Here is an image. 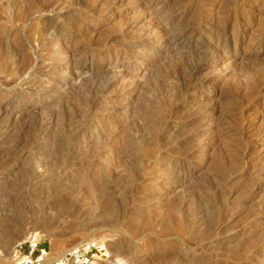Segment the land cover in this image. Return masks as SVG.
I'll return each instance as SVG.
<instances>
[{"label": "rangeland", "instance_id": "374dc122", "mask_svg": "<svg viewBox=\"0 0 264 264\" xmlns=\"http://www.w3.org/2000/svg\"><path fill=\"white\" fill-rule=\"evenodd\" d=\"M106 1L0 0V264H264V0Z\"/></svg>", "mask_w": 264, "mask_h": 264}, {"label": "built area", "instance_id": "2783aa9c", "mask_svg": "<svg viewBox=\"0 0 264 264\" xmlns=\"http://www.w3.org/2000/svg\"><path fill=\"white\" fill-rule=\"evenodd\" d=\"M50 253V241L28 238L13 247L10 264H107L110 257L108 243L101 239H89L79 243L56 259L49 260Z\"/></svg>", "mask_w": 264, "mask_h": 264}, {"label": "bare ground", "instance_id": "6f19581e", "mask_svg": "<svg viewBox=\"0 0 264 264\" xmlns=\"http://www.w3.org/2000/svg\"><path fill=\"white\" fill-rule=\"evenodd\" d=\"M106 0H103V2H105ZM102 2V3H103ZM107 2V1H106ZM98 3H99V1H98ZM101 3V2H100ZM95 4V3H94ZM194 29V28H193ZM192 29V30H193ZM48 30V29H47ZM199 30V29H198ZM195 31V30H194ZM198 32V31H197ZM197 34V33H196ZM56 35V34H55ZM185 35V31H182V32H180V33H178V34H176V35H172V36H170V38H169V41H170V43H174L175 45L176 44H178V45H181L180 44V39H181V37H183ZM69 36V35H68ZM78 37V36H77ZM65 38H66V36H65ZM70 38V37H69ZM68 38V39H69ZM72 39V38H71ZM67 40V39H66ZM68 42V41H67ZM69 44V43H68ZM63 45V44H62ZM65 45V44H64ZM73 45V44H72ZM185 45V44H184ZM67 46H69V45H67ZM66 46V47H67ZM59 47V46H58ZM62 47V46H61ZM64 47V46H63ZM68 48V47H67ZM66 48V49H67ZM74 48V47H73ZM76 48V47H75ZM61 49V48H60ZM65 50V49H64ZM61 51V50H60ZM70 51H71V49H70ZM70 51L68 50V51H66V54L69 56V53H70ZM115 52H116V50H115ZM113 53H114V51H113ZM65 54V53H64ZM74 54V53H73ZM66 55V56H67ZM71 55V54H70ZM75 55V54H74ZM110 56H109V58L110 59H108V60H110V63L113 61H115V63L116 64H119L120 66H122L124 63H125V61H127V62H136L137 60H142V61H146L147 60V63H148V59L147 58H144L143 56V54H134V53H132L130 50H128V49H119L116 53H114V54H109ZM73 57V56H72ZM107 57V56H106ZM71 59V58H70ZM114 59V60H113ZM182 61V60H181ZM185 61V60H184ZM191 64L192 63H188L187 61L186 62H180L179 64H178V69L180 70V71H185L186 69H188V68H190V67H192V68H195L196 67V64H192V66H191ZM21 65V64H20ZM22 67V66H21ZM23 68V67H22ZM175 68H176V66H175ZM191 68V69H192ZM20 69V68H19ZM59 69V68H58ZM55 71V70H54ZM59 71V70H58ZM187 71V70H186ZM19 72V71H18ZM22 73V72H21ZM190 77V76H189ZM194 77V76H193ZM188 78V77H187ZM70 79V78H69ZM67 81H68V79H67ZM191 81L192 80H190V78H189V80H186V82L188 83V84H190L191 83ZM186 82H185V86H186ZM56 84V83H55ZM187 84V86H189ZM53 86H55L54 84H52ZM52 86V87H53ZM54 89V88H53ZM46 92V91H45ZM175 172V171H174ZM185 200H187V198H182V201H185ZM180 202V201H179ZM186 202V201H185ZM184 203V202H183ZM58 204L61 206V204L63 205V202H61V201H59L58 202ZM181 204H182V202H181ZM199 205V204H198ZM204 207V206H203ZM207 208H208V206H207ZM206 208V209H207ZM196 210H197V208H196ZM198 211H199V209H198ZM202 213V212H201ZM200 214V213H199ZM18 215V214H17ZM22 216V215H21ZM199 216V215H198ZM17 217V216H16ZM23 217V216H22ZM15 218V217H14ZM24 218V217H23ZM22 218V220H25V219H23ZM6 219V218H5ZM11 219V218H10ZM13 219V218H12ZM18 219V218H17ZM7 220H9V218L7 219ZM14 220H16V219H14ZM21 220V219H20ZM203 220V219H202ZM201 222V221H200ZM23 223V222H22ZM23 225V224H22ZM41 226V225H40ZM36 227V229H41V227ZM44 230V229H43ZM25 232H23V234L21 233V235H17V239L19 238V239H25L26 237H29L27 234H24ZM92 238V237H91ZM91 238H87V239H85V241H87V240H89V239H91ZM18 239V240H19ZM13 240H15V241H17L16 239H13ZM84 242V241H83ZM66 252H67V250L66 251H64V252H62V253H57V254H55V253H53V252H51L50 253V257L48 258L49 260H52V259H56V258H59V257H62L63 255H65L66 254ZM49 260L47 261V263H49Z\"/></svg>", "mask_w": 264, "mask_h": 264}]
</instances>
